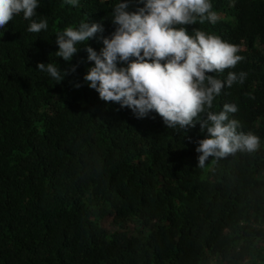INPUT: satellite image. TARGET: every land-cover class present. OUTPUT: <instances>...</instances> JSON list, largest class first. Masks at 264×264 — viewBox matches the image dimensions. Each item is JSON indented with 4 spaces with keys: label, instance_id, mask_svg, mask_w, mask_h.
Wrapping results in <instances>:
<instances>
[{
    "label": "trees",
    "instance_id": "trees-1",
    "mask_svg": "<svg viewBox=\"0 0 264 264\" xmlns=\"http://www.w3.org/2000/svg\"><path fill=\"white\" fill-rule=\"evenodd\" d=\"M115 3L39 0L32 19L47 30L27 32L22 14L0 29V264H264V0H211L215 24L184 25L238 46L234 68L208 74L246 78L210 111L237 105L229 119L260 140L203 167L198 122L180 130L155 112L136 118L87 86L95 37L70 62L55 57L66 27L92 20L109 35ZM37 62L76 71L55 83Z\"/></svg>",
    "mask_w": 264,
    "mask_h": 264
},
{
    "label": "clouds",
    "instance_id": "clouds-1",
    "mask_svg": "<svg viewBox=\"0 0 264 264\" xmlns=\"http://www.w3.org/2000/svg\"><path fill=\"white\" fill-rule=\"evenodd\" d=\"M142 7L129 10L132 0H117L111 11L115 26L103 35L100 22H80L76 28L66 27L55 33L58 49L55 57L70 62L81 44L95 37L101 43L97 51L86 45L87 67L83 81L105 102L127 107L136 118L155 112L170 129L184 130L199 123L206 133L196 142L199 154L196 167H203L209 157L217 159L237 151L253 152L259 137L238 132L239 122L229 119L237 105L225 103L219 112L210 111L221 89L243 83L246 73L229 71L222 81L208 73L234 68L243 59L238 46L219 36L184 25L207 20L215 24L219 15L211 11V0H136ZM76 6L79 0H63ZM39 0H0V29L22 14L29 21L26 31L41 33L48 29L47 19H32ZM57 63L37 62L36 70L46 73L55 83L61 82L76 65L61 69ZM81 87L80 82L73 84ZM200 114H204L203 118Z\"/></svg>",
    "mask_w": 264,
    "mask_h": 264
},
{
    "label": "rangeland",
    "instance_id": "rangeland-1",
    "mask_svg": "<svg viewBox=\"0 0 264 264\" xmlns=\"http://www.w3.org/2000/svg\"><path fill=\"white\" fill-rule=\"evenodd\" d=\"M107 222H108V220H105L103 223H104V224H107Z\"/></svg>",
    "mask_w": 264,
    "mask_h": 264
}]
</instances>
